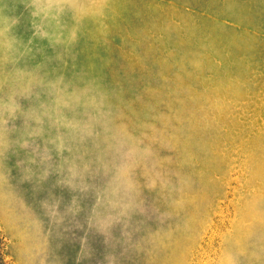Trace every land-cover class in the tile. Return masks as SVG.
Wrapping results in <instances>:
<instances>
[{
	"label": "rangeland",
	"instance_id": "obj_1",
	"mask_svg": "<svg viewBox=\"0 0 264 264\" xmlns=\"http://www.w3.org/2000/svg\"><path fill=\"white\" fill-rule=\"evenodd\" d=\"M0 9V264H264V0Z\"/></svg>",
	"mask_w": 264,
	"mask_h": 264
},
{
	"label": "clouds",
	"instance_id": "obj_2",
	"mask_svg": "<svg viewBox=\"0 0 264 264\" xmlns=\"http://www.w3.org/2000/svg\"><path fill=\"white\" fill-rule=\"evenodd\" d=\"M0 11H3V9H0Z\"/></svg>",
	"mask_w": 264,
	"mask_h": 264
}]
</instances>
